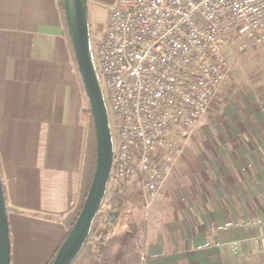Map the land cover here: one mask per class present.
<instances>
[{
    "label": "crops",
    "instance_id": "crops-1",
    "mask_svg": "<svg viewBox=\"0 0 264 264\" xmlns=\"http://www.w3.org/2000/svg\"><path fill=\"white\" fill-rule=\"evenodd\" d=\"M111 1V0H110ZM235 75L148 214L143 264H264V102ZM88 122L56 0H0V167L11 264H47L81 190ZM219 146V147H218Z\"/></svg>",
    "mask_w": 264,
    "mask_h": 264
},
{
    "label": "built area",
    "instance_id": "built-area-1",
    "mask_svg": "<svg viewBox=\"0 0 264 264\" xmlns=\"http://www.w3.org/2000/svg\"><path fill=\"white\" fill-rule=\"evenodd\" d=\"M106 10L92 47L115 131L111 178L120 195L140 190L147 219L219 91L264 47V0H111Z\"/></svg>",
    "mask_w": 264,
    "mask_h": 264
},
{
    "label": "water",
    "instance_id": "water-1",
    "mask_svg": "<svg viewBox=\"0 0 264 264\" xmlns=\"http://www.w3.org/2000/svg\"><path fill=\"white\" fill-rule=\"evenodd\" d=\"M69 34L78 70L92 107L97 136V165L83 209L52 264H72L90 237L95 218L105 200L114 164V135L101 77L92 47L88 0H64ZM115 213L110 214L114 219ZM0 264H11V236L0 175Z\"/></svg>",
    "mask_w": 264,
    "mask_h": 264
},
{
    "label": "trees",
    "instance_id": "trees-1",
    "mask_svg": "<svg viewBox=\"0 0 264 264\" xmlns=\"http://www.w3.org/2000/svg\"><path fill=\"white\" fill-rule=\"evenodd\" d=\"M56 2L64 28V35L68 41L73 65L79 80L83 98V109L88 118V133L79 200L70 213L60 217V221L66 229L65 240L78 220L93 182L97 165V136L91 103L78 70L69 34L64 0H56ZM256 89V93L259 94V100L264 102V96L262 95L264 89ZM117 187L118 185H113L110 188L108 187L100 212L94 220L90 237L85 243L80 255L72 264H140L142 251L141 248H139V238L142 217L140 215V217L137 216L136 213L138 212L139 214V212L143 210L142 194L138 188L134 187L125 195H120ZM4 195L7 213H9L10 207L7 204L5 189ZM111 213H115L114 219L110 218ZM58 250L47 264L53 263Z\"/></svg>",
    "mask_w": 264,
    "mask_h": 264
},
{
    "label": "rangeland",
    "instance_id": "rangeland-1",
    "mask_svg": "<svg viewBox=\"0 0 264 264\" xmlns=\"http://www.w3.org/2000/svg\"><path fill=\"white\" fill-rule=\"evenodd\" d=\"M109 2L110 0H88L91 40L96 35H98V33L102 32L105 26L106 17H107L106 9H107ZM96 65H97V68L99 69L97 62H96ZM233 75H235L236 84L240 88L250 87L251 89H253L255 93H256L255 90H257L256 88L264 89V47L258 50H255L253 52H250L247 56L242 58L240 65L232 73V76ZM101 81H102V85L104 89V80L102 76H101ZM104 93H105V97L107 100V107H108L109 117H110V121L112 125V132L114 135L115 131H114V125H113V119H112V112L110 110V106L108 103L105 89H104ZM262 95L264 96V90L262 91ZM257 96H259V94H257ZM87 122H88V118H87ZM189 145H190V140L188 142V146ZM188 146L185 148V150L188 148ZM113 185H118V182L114 180V178H111V180L109 181L108 187L110 188ZM136 215L137 216L140 215L142 217V222L140 224L141 232H140V238H139V248H141L142 256H143V249L145 245V230L147 227L148 217L147 219L145 218L144 210L140 211L139 214L137 212ZM263 233H264V230H263ZM256 245L259 248L264 247V245L262 244H256ZM140 264H142L141 259H140Z\"/></svg>",
    "mask_w": 264,
    "mask_h": 264
}]
</instances>
